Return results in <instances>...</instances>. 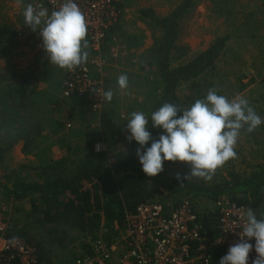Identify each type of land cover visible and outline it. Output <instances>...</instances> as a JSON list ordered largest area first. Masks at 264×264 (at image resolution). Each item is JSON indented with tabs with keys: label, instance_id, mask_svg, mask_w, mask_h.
<instances>
[{
	"label": "rangeland",
	"instance_id": "rangeland-1",
	"mask_svg": "<svg viewBox=\"0 0 264 264\" xmlns=\"http://www.w3.org/2000/svg\"><path fill=\"white\" fill-rule=\"evenodd\" d=\"M30 1L32 0H21L18 4L17 0H0V48L6 49L4 57L0 59V75L3 79L0 94V122L3 120V114L5 116L15 114L16 108L9 99L10 88L24 82H30L35 88L30 104L19 109L21 113L16 117L13 126L17 128L16 131L8 127L0 129V144L5 143L6 146L13 142L12 149L0 157V181L9 184L16 179L35 180L41 176L42 168L46 165L45 159L58 170L60 169L59 171L71 170L72 160L77 156L75 152L83 151L86 123H89L96 133L98 132L96 141L102 138L106 141L110 148L108 153L111 155L115 151L126 150L129 147L130 142L126 138L130 135L126 129L127 120L135 111H141L147 117L146 102L152 100L153 90L159 84L157 79L153 81L148 77L153 75L152 72L156 73V68L149 63L151 59L149 50L153 47L154 36H159L160 32L153 31L139 19V9L151 7L159 15L165 16L184 0H126L115 34L116 38L125 45L127 53L120 64L121 67L109 68L106 71L107 88L113 92V97L105 111L99 114L102 118L105 115L111 117L116 124L114 137V133L110 137L104 135L99 123L92 127L94 113L91 112L88 99H82L83 104L75 109L73 99H62L61 82L65 76V69L49 62L43 49L42 39L34 38L32 42H24L16 38L18 27L31 30L24 25L23 17L24 7ZM238 1L199 0L181 21L178 44L189 47V52H195L189 54L194 55L197 50L209 47L218 37L228 35L229 41L225 45L224 53L216 62V68L201 80L205 85L202 92L207 93V85L213 82L218 85L215 87L217 91H221L229 100L237 95L246 98L250 106L264 120V21L252 9H249L247 14L239 10L235 12L233 9ZM244 2L250 4L252 0H244ZM214 15L219 18L215 23L211 20ZM239 16L241 20L237 21ZM135 35L138 41L142 39L143 43L139 47L131 42ZM133 42L136 43L137 40ZM87 48L85 51L89 55ZM187 60L188 57L175 60L174 65L185 63ZM135 64L144 65L143 72H133L132 66ZM121 74H126L128 77L126 89H120L118 85L117 80ZM243 79L246 81L244 82ZM188 92L189 90L185 91L186 94ZM18 130L23 131L19 133ZM24 130H31L33 138L38 141L36 149L30 143L29 154L23 151L26 141L21 134L26 133ZM6 136L11 137L6 139ZM13 136L18 138L15 140L16 137ZM46 144L47 149H42ZM235 148L240 150L239 155L233 159L237 169H245L249 163L251 165L264 163V123L252 132H248L246 127L241 129ZM176 166L185 172H190V165L186 162H173L170 168ZM221 173L224 175L225 171ZM7 175L12 178L11 182L8 181ZM218 177H220L219 172L216 170L211 180ZM192 178L203 182L211 181ZM167 198L162 196L159 200L165 201ZM2 200L7 201L0 193V207L6 204L2 203ZM173 201L168 202L173 203ZM12 204L13 206L11 205L8 210L12 221L21 219V216L27 214V211H18L20 207L15 202ZM251 205L254 207L252 208ZM251 205L257 217L264 219V193L260 202L252 201ZM24 206L26 209L29 208L28 204ZM212 206L214 207V204L211 201L202 200L197 208L204 211ZM35 228L29 236L42 237L43 230ZM83 252L78 245L76 248L59 250L53 258L54 264H74L75 258Z\"/></svg>",
	"mask_w": 264,
	"mask_h": 264
},
{
	"label": "trees",
	"instance_id": "trees-1",
	"mask_svg": "<svg viewBox=\"0 0 264 264\" xmlns=\"http://www.w3.org/2000/svg\"><path fill=\"white\" fill-rule=\"evenodd\" d=\"M198 2L199 0H184L165 16L159 15L151 7L141 8L138 12L139 19L147 27L160 32L159 36H154L153 47L149 50V63L156 68V73L152 72L153 75L148 78L153 81L157 79L159 83L153 90L152 100L146 102L148 130L153 139H158L163 130L152 127L151 114L163 103L171 102L185 108L190 107L197 99L206 97L207 93L202 92L205 85L201 80L216 68V62L229 39L227 35L218 37L207 50L193 57L189 56V47L179 46L181 21ZM136 37L137 35L133 36L131 42L139 47L143 42L142 39L138 41ZM136 40V43L133 42ZM5 53L6 49L1 47L0 59ZM184 57H188L187 62L174 65L175 60ZM142 68L145 66L142 65ZM2 80L0 75V94ZM216 86L218 85L210 82L207 91ZM34 90L30 82L10 88L9 99L16 110L14 109L13 116L2 115L0 129L8 127L16 131L17 128L13 126L16 117L21 113L19 109L30 104ZM187 90L189 92L186 94ZM217 94L223 95L221 91H217ZM73 102L74 109L83 104L80 98H74ZM105 116L100 128L104 135L110 137L114 133V137L117 126L111 117ZM85 129L83 151L75 152L77 156L72 160L71 170L59 171L60 169L45 159L46 165L42 168V175L35 180L16 179L11 184L0 181V193L7 200H2V203L13 206L12 203L15 202L20 207L18 211H27L21 219L11 220L12 227L7 236L21 237L35 243L37 264H54L53 258L57 251L69 247L76 248L77 245L84 251L83 254L90 253L92 242L97 239H101L106 245L116 243L121 236L120 229L127 212L135 210L143 202L160 201L162 196L169 197L162 201L165 203L174 200L173 204L176 205L186 199L192 202L208 241L217 237L218 217L213 206L204 211L198 210V204H201L202 200L214 204L220 199H231L240 205L253 208L252 201L258 203L263 199L264 163H249L245 169H237L233 159H230L217 169L220 177L214 180L203 182L189 177L181 183V180L176 179V173L183 176L188 172L178 166L172 170L170 166L173 162L164 161V170L154 177H149L142 170L136 155V149L140 146L134 139L126 150L120 149L113 155L108 152L96 153L93 144L98 132L96 133L89 123H86ZM21 131L23 130L17 132ZM21 136L26 141L23 148L25 154L31 151L30 143L34 149L37 148L38 141L33 138L31 130ZM6 137L8 139L11 136ZM13 137H16L15 140L18 138ZM151 143L150 140L145 148L150 147ZM12 144L13 142L6 146L5 143L0 144V157L12 149ZM70 148L68 150L71 151ZM234 150L236 155H239L240 150ZM223 170L224 175L221 173ZM7 178L11 182L12 178L8 175ZM25 204H28V209ZM35 227L43 230L42 237L29 236L31 231H35ZM210 250L213 257L211 264H219L221 257L227 254V250L220 247Z\"/></svg>",
	"mask_w": 264,
	"mask_h": 264
},
{
	"label": "built area",
	"instance_id": "built-area-1",
	"mask_svg": "<svg viewBox=\"0 0 264 264\" xmlns=\"http://www.w3.org/2000/svg\"><path fill=\"white\" fill-rule=\"evenodd\" d=\"M264 3V0H262ZM64 0H32L34 7L47 8L49 14L57 10ZM85 16L88 26L87 60L73 68L65 69L61 82V96L64 99H88L91 109L101 114L109 101L104 98L108 91L106 71L121 67L127 51L116 38L117 28L123 14L126 0H74ZM16 38L32 42L42 39L36 31L18 27ZM132 71L143 72L141 65L132 66ZM145 71V70H144ZM100 145V150H97ZM96 153L109 152L102 138L93 144ZM10 205L0 207V264H37L35 243L21 237H8L12 227ZM218 217L217 237L208 241L192 202L181 204L170 202H143L135 210L127 212L120 237L116 243L106 245L101 239L92 242L90 253L75 258L74 264H211V248L220 247L228 252L230 246L239 242L243 221L240 217L248 207L231 199H220L214 203ZM248 264L257 257L255 238Z\"/></svg>",
	"mask_w": 264,
	"mask_h": 264
},
{
	"label": "clouds",
	"instance_id": "clouds-1",
	"mask_svg": "<svg viewBox=\"0 0 264 264\" xmlns=\"http://www.w3.org/2000/svg\"><path fill=\"white\" fill-rule=\"evenodd\" d=\"M21 3V0H17ZM24 25L32 31L39 29L43 49L49 62L61 69L72 70L83 64L88 57V26L84 14L74 0H64L57 10L50 14L47 8L28 4L23 10ZM120 89L128 87V77H118ZM113 92H104L106 101H111ZM264 120L250 106L248 100L237 95L229 100L218 95L215 87L207 91L206 97L197 99L190 107L181 108L165 102L151 114L152 127L163 131L158 139H153L148 130L149 120L141 111L131 113L126 129V138L133 139L140 147L136 155L142 170L149 177L161 173L164 161L186 162L190 172L186 175L176 173L181 183L189 177L211 180L216 170L230 159L236 158L235 147L241 129L254 131ZM150 147H146L149 141ZM100 150V145H97ZM243 221L239 232L240 240L230 246L219 264H248L253 244L248 240L255 238V251L258 254L252 264H264V219L258 218L249 207L240 217Z\"/></svg>",
	"mask_w": 264,
	"mask_h": 264
},
{
	"label": "crops",
	"instance_id": "crops-1",
	"mask_svg": "<svg viewBox=\"0 0 264 264\" xmlns=\"http://www.w3.org/2000/svg\"><path fill=\"white\" fill-rule=\"evenodd\" d=\"M218 2H219V0H218ZM183 3V2H182ZM178 7V6H177ZM264 3H263V1L262 0H252V2L250 3V4H248V3H245L244 2V0H239L238 2H237V4H236V6H235V8L233 9L235 12H237L238 10L239 11H241L243 14H247L248 13V10L249 9H252V10H255L257 13H258V16H259V18H261L263 21H264ZM260 11H261V13H260ZM184 19V18H183ZM212 22L213 23H215L216 21H218L219 20V18L217 17V16H213L212 17ZM237 21H240L241 19H240V16L239 17H237V19H236ZM264 23V22H263ZM263 30H264V26H263ZM225 36V35H224ZM228 36V35H227ZM252 39H254V38H252ZM179 41H180V39L178 40V43H179ZM229 41V39L227 40V42ZM227 42H226V44H227ZM213 43V42H212ZM206 45V44H205ZM192 46H194L193 44H192ZM211 45H209V47H210ZM209 47H203V48H201V50H197L198 52L196 53V54H194V55H190L191 53H193L194 51H190V54H189V56L190 57H193V56H196V55H198L200 52H202V51H205V50H207ZM224 51H225V49L223 50V53H224ZM195 53V52H194ZM222 53V54H223ZM221 57V56H220ZM243 81L245 82L246 81V79H243ZM62 97V96H61ZM62 99L64 100V98L62 97ZM72 99H74V98H72ZM70 100V99H69ZM108 104H109V102H108ZM107 104V105H108ZM106 108H107V106H106ZM105 108V109H106ZM92 110V109H91ZM92 112V114H93V123L91 124L92 125V127L95 125H97L98 123H99V125L101 126V123H102V117L98 114V113H95L93 110L91 111ZM86 132V131H85ZM49 143H51V142H49ZM47 144L44 146V148H42V149H47ZM44 151V150H43Z\"/></svg>",
	"mask_w": 264,
	"mask_h": 264
}]
</instances>
